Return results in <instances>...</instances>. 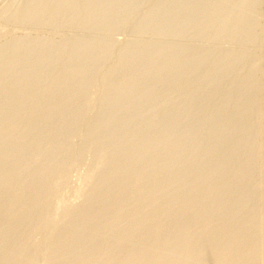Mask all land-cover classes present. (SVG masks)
I'll return each mask as SVG.
<instances>
[{"label":"rangeland","instance_id":"rangeland-1","mask_svg":"<svg viewBox=\"0 0 264 264\" xmlns=\"http://www.w3.org/2000/svg\"><path fill=\"white\" fill-rule=\"evenodd\" d=\"M48 1L0 0V36H2L0 37V62L4 60L3 62H1L2 64L0 63V108L2 109H0V135L2 134V140L0 139V171L12 168V166L21 158L24 160L25 164H28L32 156H37L39 157V160L44 163L45 161H47V158L52 159L56 155L55 159L57 157L58 158L56 160L52 159L54 160V164H56V161H60L61 163H67L69 160H71L68 162L69 164L67 163L68 167L66 166V168L63 169L65 170L64 172L62 169H56V172L59 171V174H56L58 176L60 175V177H63L60 181L61 184H59L63 185L62 183L64 179V182L67 186H59L58 184L56 185V187H54V193L52 189V191L50 192L51 194L48 193V195H43V198H45L46 201H49V206L47 205L44 209H41V213H38L37 215L39 219H37L36 217L33 220L34 222L31 223L33 224V227L36 226V228L39 227V225H42L40 231L44 230V232L39 231V233L33 235H36L35 237L29 235L28 237L26 234L25 236L22 234L25 230V226L27 225H25L24 227L23 224L16 226L17 228L12 231L13 233H10V237H13L15 241V247L14 250H12L13 254H10L11 256L7 254L6 256L5 254H0V264L2 262L9 261L13 255L19 252L20 248H25L27 245L28 247L26 248H29L30 246L33 247L34 244H37V242L39 244L38 246H41L43 250L46 249L45 247L48 246L45 250L46 253L44 254V251L42 250L43 253L42 251L39 252V254L37 253L36 255H34L33 258H31L28 263L47 264L49 262L50 250L60 244V242H63L62 239H59V236L61 237L62 231H64L65 228L67 229L68 217H70L72 213L75 212L77 209L83 210V208H86L88 206V203L86 202H89V199L91 198L84 195H80V192L84 190V193L86 194L88 191L96 187L95 182L87 184L84 183L85 174L88 173V170L95 163V160L97 159L95 157H97L98 153H100L101 150H107V147H109V145L114 144L115 142L117 144V142L120 141H122L120 143H123L124 146L120 144L115 148L116 150H108L109 161L111 163H114L118 161V159L122 156L127 157L128 160L131 161L132 165V169L129 172L130 178L138 175L141 172L140 169L142 168V165L144 166L145 171L148 169L150 171L148 170V172H144L145 178L143 183L139 185L140 187L138 185L128 184L127 178L122 179L121 183L119 184L121 185L123 182L122 186H124L125 190L128 191V193H130L133 188L134 192L132 190V194L126 193L124 195L117 196L114 198L113 202L107 203L98 208L97 214L99 213L98 216H100V218H103V216H106L108 214L107 212H109L112 204H120L123 201H127L128 204L129 201L130 203L135 204V208L132 209L130 212H127V210H120L119 212L112 215L113 217L110 216L106 218L104 224H102V228L104 230H102L103 232L107 233L110 229L109 227H111L113 223L120 219L123 221L125 216L128 217L129 220L133 219L132 221H135L136 219H138V217H142L143 215H149L148 210H144L139 206V203L142 198V196L140 195H143L142 193L144 191H148V189L157 190L158 188L160 189L163 184L166 185V183H171L175 187V189H180V193L176 190L178 194H176L175 197L171 198L172 202H174V204L178 206V208L177 210H175L177 213L175 212L174 214H172V216H167L168 218L166 217L167 219L165 220V222L168 223V225H166L167 228L164 229V232H161L162 234L159 233V236H162V239L160 238L161 240L172 238L176 242H187V240L190 239L189 235L179 234V231L181 230L179 224L180 222L184 221V216L188 213H192L193 210H197L198 212H200L201 209V212L205 213L206 211H208V215L205 218L206 223L207 220H209L216 214V210H218V207L220 206L221 208L223 207L222 209L226 213H224L223 216L220 217L221 220L219 219L221 227L219 226L217 229L215 228L216 231H211V233H207L206 236H209L211 234L216 237H222V234L224 233L223 230H225V228H233L232 230L228 231L227 235L225 236L228 242L227 240H225V246H220V249H223L222 247H225V253H230V250L233 253V247L235 245V242L233 241H244V245L247 246H243L244 248L241 247L242 250L244 249V252L240 257H238L239 259L241 258L240 260H242L241 262H243L241 264H246V262L247 264H264V247H262V245L264 246V213H262L264 211V193H262L264 192V5H262L264 4V0ZM28 27L30 29H28ZM66 27H68V29ZM5 32L7 35L3 34ZM72 50H74V52ZM38 52L40 56H38ZM74 54L76 56H73ZM40 66L41 68H39ZM57 70L58 72L56 73ZM124 73L127 74L125 75ZM10 74L11 76L9 77ZM12 74H14V76ZM55 76L59 78L57 79ZM38 86H40L41 88ZM42 86L44 87L42 88ZM4 89H6V91ZM15 93L16 95L13 96ZM41 93H43V95ZM50 94L52 95L49 96ZM61 95L63 98L61 97ZM34 105H36L37 107H34ZM40 105H42V108H39ZM25 108H29L28 111ZM56 114L58 117L56 116ZM255 116L257 118H255ZM32 119L34 122L32 121ZM40 124L42 126H40ZM76 125L77 127H75ZM69 131L71 132V134H69ZM33 132L35 133V135ZM16 134L18 137L16 136ZM146 134L148 136H146ZM127 140L128 142L126 144ZM66 141L67 143L65 144ZM4 142H6L7 144H4ZM36 142H38L37 146L36 144L34 146V143ZM1 143H3V145ZM18 147L20 150L18 149ZM62 147H64L65 150ZM8 152H10L11 155ZM70 154L73 157L69 156ZM61 155L65 157H62ZM239 158H241V161L239 160ZM1 159L3 160L1 161ZM165 159L168 161H166ZM167 162H170L171 165ZM192 163L196 166V168ZM40 165L36 166L37 169L41 168L42 165ZM201 168H208L207 170H209L211 174V177L208 176L205 177V179L203 177L199 179L200 181H203V184H201L202 182H199V180L197 181L198 174H200L202 170ZM216 169L219 171H217ZM80 171L81 174L83 173L82 175L80 174ZM158 171H160V173ZM28 172H30V174ZM34 172H36V168L34 169V171L24 170L23 176L25 177V179H31L33 177L32 174H34ZM65 173L67 176L65 175ZM217 173H222L223 177L220 176L219 179L216 178V175H218ZM156 174L159 176L158 178L156 177ZM195 175L196 178H194ZM228 175L230 176L228 177ZM147 178L153 180V184H151L149 182L150 180H148ZM214 178L216 179V181L218 180L222 183H220L222 188L216 189L209 195L204 194L206 197L205 200L208 199V202H206H212L210 206L207 205L205 201L202 204L196 203L189 197V192L186 188H178L180 187L179 181L185 182L186 180H188V182H186L191 183L189 184V190H193L199 188L200 185L208 184V182L213 184V181L215 180ZM65 180L69 182L67 183ZM145 180H147L146 183L148 182L146 185ZM253 181L255 183H253ZM126 182L127 184L125 185ZM194 182L199 183L196 185V183ZM11 184L13 188H17L19 187V184L21 186V180L15 179L12 181ZM38 184L42 185V182ZM38 184L35 186L39 188L40 186ZM7 187L8 186L5 181L1 182L0 193L4 192ZM138 188H140V191H137V194L136 190H138ZM259 188L262 190H260ZM182 189H185L186 192L182 193ZM105 190H107V185H102L100 187L101 193L99 196H101L105 192ZM67 193L68 195H66ZM55 194H57V197L55 196ZM37 197L38 196L33 197V199H39V197L41 198L42 195H39L38 198ZM50 197L53 201L50 200ZM59 197L61 199H65L60 200ZM0 198H2L0 199V202H2L3 197L1 195ZM209 198H211L212 200ZM169 200V197L156 198L153 204L158 206V204L162 205ZM62 201L63 203H61ZM237 201L239 202L237 203ZM214 202H216L217 204H214ZM27 205L29 206L30 202ZM55 208L58 211L54 210ZM48 210H50V212ZM189 210L190 212H188ZM56 211L59 214L62 213L60 214L61 216L58 213L55 216L54 213ZM226 211L231 212L229 214ZM104 212L106 213L104 214ZM7 214H9V212L6 213V216H8ZM64 214H66V217ZM136 214L138 216H136ZM40 215L44 216H42L44 220L40 219L42 218L40 217ZM189 215L191 214H188V216ZM54 216L56 218H54ZM189 217L194 216L191 215ZM38 220L41 222H39ZM46 221L48 222V224L46 223ZM32 224L30 225L32 226ZM62 224H64V226ZM236 224L239 226H242L243 224L245 225L240 228L239 226L237 227ZM172 225H174V227ZM178 225L180 228L179 230L175 228ZM52 226L54 228H52ZM78 226H80V230L86 229L88 227L87 225L81 222L77 224V230H79ZM89 226L91 227V225ZM47 230L48 233L46 232ZM172 230L174 231L172 232ZM175 230H177L178 235L176 234L177 232H175ZM102 231L99 234H92L93 237H90V239L93 238V240L91 239L92 241L98 243V246L97 248L90 247L88 249V252H86L88 257L86 259H89L88 261L92 259V262H88L86 260L83 264H110V260L105 254H107L109 252L108 250L112 248H110V244L107 241H109L110 238H112V240H119L121 238V233L117 231L113 235H111L112 237L110 236V238H108L109 236H107L106 233L105 235L107 237L104 236L102 234ZM1 233L0 236L3 235V232ZM142 234L143 233L137 234V237L135 236L132 240L134 250L128 252L126 255L123 254V257L127 261L133 262L137 259L136 254L141 253V251L138 250L141 248V246V250L143 251V253L149 252L154 249L161 241L158 240L159 236H156L157 239L155 237H152L149 239V241L147 240L146 242H144V234ZM48 235L51 236L49 237ZM55 235L58 238H56ZM180 236L186 237L184 238ZM47 237L51 239L50 242ZM52 238L54 239L52 240ZM103 239L105 242L102 241ZM156 240H158V242ZM101 244L107 247L105 248L104 246L103 248ZM92 249L94 250V254H96L95 256L94 254H90L92 253ZM198 249L199 248H197V250ZM76 251V249H74V251L72 252L69 251L67 253V257H65L68 258V256L70 257L71 255V257H74L78 253ZM189 252L190 250L188 248H186V250L184 251L185 254H188ZM97 256H101L102 258H98ZM104 256H106V259L104 258ZM93 258H95L96 260H93ZM207 259L209 262H211V264H228V261L226 260L228 259V257L220 258V252L217 251L209 255ZM32 260H35V262ZM163 261L165 262V260ZM18 263H16L15 261L11 262V264Z\"/></svg>","mask_w":264,"mask_h":264},{"label":"bare ground","instance_id":"bare-ground-1","mask_svg":"<svg viewBox=\"0 0 264 264\" xmlns=\"http://www.w3.org/2000/svg\"><path fill=\"white\" fill-rule=\"evenodd\" d=\"M48 1V0H47ZM53 1V0H52ZM56 1V0H55ZM79 1V0H78ZM137 1V0H136ZM250 1V0H249ZM43 2V1H42ZM54 2V1H53ZM52 2V3H53ZM59 2V1H58ZM69 2V1H68ZM87 2V1H86ZM143 2V1H142ZM185 2V1H184ZM230 2H232V1H230ZM244 2V1H243ZM248 2V1H247ZM260 2V1H259ZM48 3H49V1H48ZM154 3V2H153ZM173 3V2H172ZM200 3V2H199ZM238 3V2H237ZM59 4V3H58ZM148 4V3H147ZM228 4V3H227ZM260 4H262V3H260ZM259 4V5H260ZM48 5V4H47ZM61 5V4H60ZM87 5V4H86ZM242 5V4H241ZM262 5H264V4H262ZM30 6V5H29ZM34 6V5H33ZM53 6V5H52ZM57 6H59V5H57ZM109 6V5H108ZM202 6V5H201ZM12 7V6H11ZM73 7V6H72ZM95 7V6H94ZM112 7V6H111ZM129 7V6H128ZM167 7V6H166ZM204 7V6H203ZM260 7V6H259ZM4 8V7H3ZM54 8V7H53ZM65 8V7H64ZM63 8V9H64ZM228 8V7H227ZM232 8V7H231ZM236 8V7H235ZM245 8V7H244ZM262 8V7H261ZM49 9V8H48ZM110 9V8H109ZM109 9H107V10H109ZM138 9V8H137ZM144 9V8H143ZM160 9V8H159ZM168 9V8H167ZM171 9V8H170ZM208 9H209V7H208ZM233 9V8H232ZM237 9V8H236ZM62 10V9H61ZM66 10V9H65ZM88 10V9H87ZM112 10H115V9H112ZM163 10V9H162ZM197 10V9H196ZM212 10V9H211ZM60 11V10H59ZM67 11V10H66ZM70 11V10H69ZM170 11V10H169ZM175 11V10H174ZM182 11V10H181ZM261 11V10H260ZM56 12V11H55ZM207 12V11H206ZM224 12H225V10H224ZM237 12H238V10H237ZM246 12V11H245ZM252 12V11H251ZM11 13V12H10ZM43 13V12H42ZM53 13H54V11H53ZM72 13H73V11H72ZM121 13V12H120ZM139 13V12H138ZM154 13V12H153ZM194 13V12H193ZM82 14V13H81ZM97 14V13H96ZM123 14V13H122ZM131 14V13H130ZM152 14V13H151ZM184 14V13H183ZM213 14V13H212ZM237 14V13H236ZM244 14H246V13H244ZM3 15V14H2ZM8 15V14H7ZM6 15V16H7ZM9 15H12V14H9ZM51 15V14H50ZM54 15V14H53ZM59 15V14H58ZM72 15V14H71ZM101 15V14H100ZM125 15V14H124ZM256 15V14H255ZM188 16H190V15H188ZM194 16V15H193ZM213 16V15H212ZM257 16V15H256ZM262 16V15H261ZM42 17V16H41ZM58 17V16H57ZM61 17V16H60ZM159 17V16H158ZM203 17H204V15H203ZM108 18V17H107ZM120 18V17H119ZM231 18V17H230ZM243 18V17H242ZM259 18V17H258ZM7 19V18H6ZM13 19V18H12ZM36 19V18H35ZM61 19V18H60ZM66 19V18H65ZM153 19V18H152ZM205 19V18H204ZM238 19H239V17H238ZM37 20H38V18H37ZM37 20H35V21H37ZM56 20V19H55ZM67 20V19H66ZM69 20V19H68ZM170 20V19H169ZM243 20V19H242ZM254 20V19H253ZM261 20V19H260ZM11 21V20H10ZM57 21V20H56ZM70 21V20H69ZM72 21V20H71ZM78 21V20H77ZM76 21V22H77ZM97 21V20H96ZM126 21V20H125ZM149 21V20H148ZM13 22V21H12ZM73 22V21H72ZM113 22V21H112ZM123 22V21H122ZM155 22H156V20H155ZM5 23V22H4ZM22 23V22H21ZM20 23V24H21ZM24 23H26V22H24ZM41 23V22H40ZM106 23V22H105ZM251 23V22H250ZM9 24V23H8ZM11 24H13V23H11ZM57 24V23H56ZM67 24V23H66ZM98 24V23H97ZM110 24V23H109ZM132 24V23H131ZM167 24V23H166ZM6 25V24H5ZM76 25V24H75ZM82 25V24H81ZM227 25V24H226ZM241 25V24H240ZM247 25V24H246ZM20 26V25H19ZM37 26V25H36ZM39 26H40V24H39ZM63 26V25H62ZM208 26V25H207ZM248 26V25H247ZM30 27V26H29ZM28 27V29H30ZM21 28V27H20ZM39 28V27H38ZM67 29H68V27H66ZM75 28V27H74ZM242 28V27H241ZM2 29V28H1ZM17 29V28H16ZM98 29V28H97ZM146 29V28H145ZM198 29V28H197ZM203 29H205V28H203ZM226 29V28H225ZM4 30V29H3ZM43 30V29H42ZM77 30V29H76ZM79 30V29H78ZM115 30V29H114ZM118 30V29H117ZM176 30V29H175ZM202 30V29H201ZM214 30V29H213ZM236 30V29H235ZM241 30V29H240ZM259 30V29H258ZM264 30V29H263ZM21 31V30H20ZM46 31V30H45ZM57 31V30H56ZM62 31V30H61ZM68 31V30H67ZM94 31V30H93ZM150 31V30H149ZM183 31V30H182ZM186 31V30H185ZM12 32V31H11ZM119 32V31H118ZM175 32V31H174ZM2 33V32H1ZM14 33V32H13ZM92 33V32H91ZM3 34H6V32L5 33H3ZM51 34V33H50ZM49 34V35H50ZM84 34V33H83ZM94 34V33H93ZM148 34V33H147ZM174 34V33H173ZM261 34V33H260ZM7 35V34H6ZM19 35V34H18ZM48 35V36H49ZM170 35V34H169ZM202 35V34H201ZM204 35V34H203ZM13 36V35H12ZM111 36V35H110ZM150 36H151V34H150ZM0 37H2V36H0ZM45 37V36H44ZM128 37V36H127ZM167 37V36H166ZM185 37V36H184ZM80 38V37H79ZM109 38V37H108ZM223 38V37H222ZM227 38V37H226ZM263 38V37H262ZM39 39H41V38H39ZM111 39V38H110ZM132 39V38H131ZM259 39V38H258ZM10 40V39H9ZM8 40V41H9ZM32 40V39H31ZM34 40V39H33ZM36 40V39H35ZM58 40V39H57ZM66 40V39H65ZM107 40V39H106ZM148 40V39H147ZM250 40V39H249ZM14 41H15V39H14ZM20 42V41H19ZM22 42V41H21ZM28 42V41H27ZM36 42V41H35ZM53 42V41H52ZM56 42V41H55ZM86 42V41H85ZM105 42H107V41H105ZM38 43V42H37ZM66 43V42H65ZM82 43V42H81ZM92 43V42H91ZM97 43V42H96ZM20 44V43H19ZM27 44V43H26ZM54 44V43H53ZM172 44V43H171ZM211 44V43H210ZM229 44V43H228ZM9 45V44H8ZM13 45V44H12ZM24 45V44H23ZM58 45V44H57ZM68 45V44H67ZM71 45V44H70ZM75 45V44H74ZM162 45V44H161ZM217 45V44H216ZM15 46V45H14ZM55 46V45H54ZM72 46V45H71ZM94 46V45H93ZM109 46V45H108ZM141 46V45H140ZM236 46V45H235ZM13 47V46H12ZM31 47V46H30ZM97 47V46H96ZM146 47V46H145ZM148 47V46H147ZM163 47V46H162ZM223 47V46H222ZM5 48V47H4ZM22 48V47H21ZM33 48H35V47H33ZM44 48V47H43ZM94 48V47H93ZM124 48V47H123ZM251 48V47H250ZM19 49V48H18ZM32 49V48H31ZM40 49V48H39ZM125 49V48H124ZM240 49V48H239ZM9 50V49H8ZM13 50V49H12ZM38 50V49H37ZM88 50V49H87ZM130 50V49H129ZM174 50V49H173ZM16 51V50H15ZM18 51V50H17ZM67 51V50H66ZM71 51V50H70ZM73 52H74V50H72ZM85 51V50H84ZM94 51V50H93ZM231 51V50H230ZM251 51V50H250ZM61 52V51H60ZM63 52V51H62ZM103 52H104V50H103ZM135 52V51H134ZM18 53V52H17ZM23 53V52H22ZM28 53V52H27ZM171 53V52H170ZM215 53V52H214ZM33 54V53H32ZM37 54H39V52L37 53ZM72 54V53H71ZM84 54V53H83ZM61 55V54H60ZM141 55V54H140ZM174 55H176V54H174ZM219 55V54H218ZM38 56H40V54L38 55ZM45 56V55H44ZM63 56V55H62ZM73 56H76L75 54L73 55ZM80 56V55H79ZM94 56V55H93ZM36 57V56H35ZM85 57V56H84ZM87 57H89V56H87ZM149 57V56H148ZM157 57V56H156ZM202 57V56H201ZM218 57V56H217ZM251 57V56H250ZM249 57V58H250ZM29 58V57H28ZM32 58V57H31ZM40 58V57H39ZM62 58V57H61ZM74 58V57H73ZM116 58V57H115ZM4 59V58H3ZM2 59V60H3ZM16 59V58H15ZM212 59V58H211ZM214 59V58H213ZM229 59V58H228ZM262 59V58H261ZM14 60V59H13ZM57 60V59H56ZM55 60V61H56ZM129 60V59H128ZM209 60V59H208ZM4 61V60H3ZM3 61H1V62H3ZM11 61V60H10ZM16 61V60H15ZM18 61V60H17ZM50 61H51V59H50ZM75 61H77V60H75ZM96 61V60H95ZM152 61V60H151ZM194 61V60H193ZM201 61V60H200ZM205 61V60H204ZM257 61V60H256ZM0 62V63H1ZM34 62V61H33ZM86 62H88V61H86ZM94 62V61H93ZM104 62V61H103ZM107 62V61H106ZM180 62V61H179ZM23 63V62H22ZM21 63V64H22ZM208 63V62H207ZM231 63V62H230ZM257 63V62H256ZM2 64V63H1ZM0 64V65H1ZM4 64V63H3ZM181 64V63H180ZM227 64V63H226ZM40 65V64H39ZM105 65V64H104ZM238 65V64H237ZM31 66V65H30ZM43 66V65H42ZM89 66V65H88ZM95 66V65H94ZM115 66V65H114ZM130 66V65H129ZM1 67H3V66H1ZM5 67V66H4ZM21 67V66H20ZM29 67V66H28ZM66 67V66H65ZM137 67V66H136ZM241 67V66H240ZM263 67V66H262ZM10 68V67H9ZM14 68V67H13ZM39 68H41V66L39 67ZM90 68V67H89ZM114 68V67H113ZM210 68V67H209ZM6 69V68H5ZM4 69V70H5ZM71 69V68H70ZM78 69V68H77ZM86 69V68H85ZM107 69V68H106ZM14 70V69H13ZM35 70H36V68H35ZM55 70V69H54ZM53 70V71H54ZM61 70V69H60ZM226 70V69H225ZM261 70V69H260ZM11 71V70H10ZM49 71V70H48ZM51 71V70H50ZM70 71V70H69ZM88 71H89V69H88ZM174 71V70H173ZM18 72V71H17ZM25 72V71H24ZM28 72H30V71H28ZM58 72V70L56 71V73ZM139 72V71H138ZM208 72V71H207ZM240 72V71H239ZM238 72V73H239ZM7 73V72H6ZM21 73V72H20ZM19 73V74H20ZM55 73V72H54ZM53 73V74H54ZM70 73V72H69ZM79 73V72H78ZM106 73V72H105ZM115 73V72H114ZM128 73V72H127ZM126 73V74H127ZM233 73V72H232ZM252 73V72H251ZM261 73H263V72H261ZM14 74H15V72H14ZM14 74H12L13 76H14ZM52 74V75H53ZM62 74V73H61ZM64 74V73H63ZM82 74V73H81ZM125 74V73H124ZM125 74V75H126ZM141 74V73H140ZM161 74V73H160ZM8 75V74H7ZM6 75V76H7ZM22 75V74H21ZM45 75V74H44ZM51 75V74H50ZM58 75V74H57ZM72 75V74H71ZM75 75V74H74ZM89 75V74H88ZM113 75H115V74H113ZM219 75V74H218ZM235 75V74H234ZM11 76V74L9 75V77ZM12 76V77H13ZM18 76V75H17ZM42 76V75H41ZM65 76V75H64ZM63 76V77H64ZM66 76H67V74H66ZM91 76V75H90ZM193 76V75H192ZM246 76V75H245ZM248 76V75H247ZM260 76V75H259ZM11 77V78H12ZM16 77V76H15ZM14 77V78H15ZM43 77V76H42ZM46 77H48V76H46ZM56 77V76H55ZM81 77V76H80ZM115 77V76H114ZM184 77V76H183ZM187 77V76H186ZM201 77V76H200ZM10 78V79H11ZM18 78V77H17ZM44 78V77H43ZM43 78H41V79H43ZM57 78V77H56ZM59 78V77H58ZM57 78V79H58ZM62 78V77H61ZM72 78V77H71ZM77 78H78V75H77ZM116 78H118V77H116ZM24 79V78H23ZM40 79V80H41ZM250 79H252V78H250ZM37 80V79H36ZM53 80V79H52ZM51 80V81H52ZM56 80V79H55ZM67 80V79H66ZM98 80V79H97ZM189 80V79H188ZM261 80V79H260ZM1 81V80H0ZM50 81V82H51ZM114 81V80H113ZM148 81V80H147ZM228 81V80H227ZM233 81V80H232ZM262 81V80H261ZM49 82V81H48ZM54 82H56V81H54ZM59 82V81H58ZM71 82V81H70ZM195 82V81H194ZM237 82V81H236ZM60 83V82H59ZM72 83V82H71ZM89 83V82H88ZM100 83V82H99ZM116 83H118V82H116ZM179 83V82H178ZM254 83V82H253ZM260 83V82H259ZM153 84V83H152ZM211 84V83H210ZM235 84V83H234ZM36 85V84H35ZM49 85V84H48ZM47 85V86H48ZM95 85V84H94ZM143 85V84H142ZM261 85V84H260ZM2 86V85H1ZM8 86V85H7ZM10 86V85H9ZM46 86V85H45ZM51 86V85H50ZM54 86V85H53ZM99 86V85H98ZM224 86H225V84H224ZM224 86H222V87H224ZM3 87V86H2ZM36 87V86H35ZM38 87H40V86H38ZM44 86H42V88H43ZM68 87V86H67ZM67 87H65V88H67ZM70 87V86H69ZM90 87V86H89ZM145 87V86H144ZM193 87V86H192ZM227 87V86H226ZM1 88V87H0ZM5 88V87H4ZM20 88V87H19ZM33 88V87H32ZM41 88V87H40ZM50 88H52V87H50ZM54 88V87H53ZM58 88V87H57ZM163 88V87H162ZM251 88V87H250ZM264 88V87H263ZM6 89H7V87H6ZM6 89H4L5 91H6ZM8 89H10V88H8ZM14 89V88H13ZM89 89V88H88ZM3 90V89H2ZM39 90V89H38ZM48 90V89H47ZM50 90V89H49ZM143 90V89H142ZM262 90V89H261ZM1 91V90H0ZM41 91H43V90H41ZM87 91V90H86ZM89 91V90H88ZM247 91V90H246ZM2 92H4V91H2ZM13 92V91H12ZM15 92V91H14ZM60 92V91H59ZM58 92V93H59ZM63 92V91H62ZM94 92V91H93ZM25 93V92H24ZM44 93V92H43ZM43 93H41L42 95H43ZM110 93V92H109ZM130 93V92H129ZM137 93V92H136ZM259 93V92H258ZM30 94V93H29ZM55 94V93H54ZM63 94V93H62ZM65 94V93H64ZM87 94V93H86ZM85 94V95H86ZM97 94V93H96ZM127 94V93H126ZM183 94V93H182ZM221 94H222V92H221ZM4 95V94H3ZM10 95V94H9ZM8 95V96H9ZM13 95V94H12ZM16 95V93L13 95V96H15ZM22 95V94H21ZM52 94H50L49 96H51ZM58 95V94H57ZM98 95V94H97ZM152 95V94H151ZM156 95V94H155ZM229 95V94H228ZM263 95V94H262ZM25 96H26V94H25ZM34 96V95H33ZM47 96V95H46ZM55 96V95H54ZM84 96V95H83ZM100 96V95H99ZM102 96V95H101ZM122 96V95H121ZM129 96V95H128ZM143 96V95H142ZM16 97H18V96H16ZM15 97V98H16ZM44 97H45V95H44ZM48 97V96H47ZM58 97V96H57ZM61 97H62V95H61ZM73 97V96H72ZM10 98V97H9ZM12 98V97H11ZM21 98V97H20ZM23 98V97H22ZM33 98V97H32ZM60 98V97H59ZM63 98V97H62ZM84 98V97H83ZM95 98H97V97H95ZM132 98V97H131ZM144 98V97H143ZM157 98V97H156ZM180 98V97H179ZM199 98V97H198ZM253 98V97H252ZM14 99V98H13ZM12 99V100H13ZM25 99H26V97H25ZM24 99V100H25ZM55 99H57V98H55ZM105 99V98H104ZM116 99V98H115ZM127 99V98H126ZM135 99V98H134ZM11 100V99H10ZM15 100V99H14ZM35 100V99H34ZM53 100V99H52ZM64 100V99H63ZM62 100V101H63ZM66 100V99H65ZM77 100V99H76ZM120 100V99H119ZM157 100V99H156ZM19 101H20V99H19ZM59 101V100H58ZM84 101V100H83ZM86 101V100H85ZM90 101H91V99H90ZM112 101H114V100H112ZM141 101V100H140ZM155 101V100H154ZM225 101V100H224ZM12 102V101H11ZM27 102V101H26ZM48 102H49V100H48ZM54 102V101H53ZM52 102V103H53ZM57 102V101H56ZM60 102H61V100H60ZM74 102V101H73ZM96 102V101H95ZM108 102V101H107ZM111 102V101H110ZM136 102V101H135ZM142 102V101H141ZM13 103V102H12ZM24 103H25V101H24ZM32 103V102H31ZM75 103V102H74ZM93 103V102H92ZM101 103H103V102H101ZM115 103V102H114ZM140 103V102H139ZM185 103V102H184ZM201 103V102H200ZM9 104H10V102H9ZM34 104H35V102H34ZM58 104V103H57ZM73 104V103H72ZM96 104V103H95ZM121 104V103H120ZM130 104V103H129ZM164 104V103H163ZM175 104V103H174ZM230 104V103H229ZM239 104V103H238ZM28 105V104H27ZM29 105H30V103H29ZM44 105V104H43ZM111 105V104H110ZM187 105H189V104H187ZM210 105V104H209ZM2 106V105H1ZM14 106V105H13ZM12 106V107H13ZM36 105H34V107H35ZM42 105H40L39 106V108L41 107ZM53 106V105H52ZM59 106V105H58ZM73 106V105H72ZM91 106V105H90ZM113 106V105H112ZM197 106V105H196ZM10 107H11V105H10ZM24 107V106H23ZM30 107V106H29ZM37 107V106H36ZM57 107V106H56ZM86 107V106H85ZM111 107V106H110ZM156 107V106H155ZM169 107V106H168ZM250 107V106H249ZM42 108V107H41ZM47 108V107H46ZM55 108V107H54ZM93 108V107H92ZM97 108V107H96ZM104 108V107H103ZM138 108H139V106H138ZM170 108V107H169ZM1 109V108H0ZM13 109V108H12ZM18 109V108H17ZM25 109H27V111H28V109L29 108H25ZM117 109V108H116ZM129 109V108H128ZM179 109V108H178ZM2 110V109H1ZM43 110V109H42ZM53 110V109H52ZM68 110V109H67ZM107 110V109H106ZM130 110V109H129ZM140 110V109H139ZM213 110V109H212ZM231 110V109H230ZM257 110V109H256ZM255 110V111H256ZM14 111V110H13ZM46 111V110H45ZM61 111V110H60ZM75 111V110H74ZM92 111V110H91ZM149 111V110H148ZM203 111H204V109H203ZM19 112V111H18ZM31 112V111H30ZM67 112V111H66ZM181 112V111H180ZM233 112V111H232ZM241 112V111H240ZM260 112V111H259ZM3 113V112H2ZM9 113V112H8ZM16 113V112H15ZM25 113V112H24ZM29 113V112H28ZM27 113V114H28ZM54 113V112H53ZM69 113V112H68ZM91 113V112H90ZM132 113V112H131ZM192 113V112H191ZM227 113V112H226ZM234 113H235V111H234ZM19 114V113H18ZM72 114V113H71ZM124 114V113H123ZM168 114V113H167ZM189 114V113H188ZM260 114V113H259ZM26 115V114H25ZM67 115H69V114H67ZM90 115H92V114H90ZM114 115V114H113ZM223 115V114H222ZM245 115V114H244ZM45 116H46V114H45ZM56 116H57V114H56ZM111 116V115H110ZM199 116H200V114H199ZM207 116V115H206ZM230 116V115H229ZM236 116V115H235ZM258 116V115H257ZM25 117V116H24ZM27 117V116H26ZM42 117H44V116H42ZM58 117V116H57ZM78 117V116H77ZM134 117V116H133ZM135 117H136V115H135ZM178 117V116H177ZM213 117V116H212ZM249 117V116H248ZM259 117V116H258ZM20 118V117H19ZM60 118V117H59ZM66 118V117H65ZM72 118V117H71ZM200 118V117H199ZM209 118V117H208ZM254 118V117H253ZM255 118H257L256 116H255ZM254 118V119H255ZM263 118H264V115H263ZM44 119H46V118H44ZM50 119V118H49ZM81 119V118H80ZM125 119V118H124ZM224 119H225V117H224ZM3 120V119H2ZM25 120H28V119H25ZM25 120H24V122H25ZM56 120V119H55ZM54 120V121H55ZM68 120V119H67ZM83 120V119H82ZM150 120V119H149ZM248 120V119H247ZM13 121V120H12ZM32 121H33V119H32ZM38 121V120H37ZM59 121H60V119H59ZM193 121V120H192ZM191 121V122H192ZM232 121V120H231ZM235 121V120H234ZM233 121V122H234ZM34 122V121H33ZM32 122V123H33ZM50 122V121H49ZM53 122V121H52ZM93 122V121H92ZM171 122V121H170ZM22 123V122H21ZM63 123H64V121H63ZM71 123V122H70ZM126 123V122H125ZM137 123V122H136ZM172 123V122H171ZM201 123V122H200ZM246 123V122H245ZM28 124V123H27ZM34 124V123H33ZM80 124V123H79ZM132 124V123H131ZM196 124V123H195ZM234 124V123H233ZM24 125V124H23ZM26 125V124H25ZM44 125V124H43ZM64 125V124H63ZM78 125V124H77ZM77 125L75 126V127H77ZM84 125V124H83ZM95 125V124H94ZM219 125V124H218ZM249 125H250V123H249ZM9 126V125H8ZM34 126H36V125H34ZM40 126H42L41 124H40ZM169 126V125H168ZM258 126V125H257ZM6 127V126H5ZM20 127H21V125H20ZM23 127V126H22ZM156 127V126H155ZM154 127V128H155ZM197 127V126H196ZM201 127H203V126H201ZM241 127V126H240ZM253 127V126H252ZM26 128V127H25ZM31 128V127H30ZM40 128V127H39ZM49 128V127H48ZM47 128V129H48ZM56 128V127H55ZM71 128V127H70ZM95 128V127H94ZM98 128V127H97ZM191 128V127H190ZM229 128V127H228ZM231 128V127H230ZM46 129V130H47ZM51 129V128H50ZM73 129V128H72ZM79 129V128H78ZM87 129V128H86ZM144 129V128H143ZM192 129V128H191ZM190 129V130H191ZM236 129V128H235ZM21 130V129H20ZM31 130V129H30ZM34 130V129H33ZM56 130V129H55ZM129 130V129H128ZM167 130V129H166ZM184 130V129H183ZM197 130V129H196ZM208 130V129H207ZM213 130V129H212ZM7 131V130H6ZM19 131V130H18ZM22 131V130H21ZM176 131H178V130H176ZM201 131V130H200ZM258 131H260V130H258ZM35 132V131H34ZM33 132V133H34ZM40 132V131H39ZM48 132H50V131H48ZM70 132V131H69ZM75 132V131H74ZM123 132V131H122ZM170 132V131H169ZM185 132V131H184ZM222 132V131H221ZM246 132V131H245ZM15 133V132H14ZM17 133V132H16ZM22 133V132H21ZM25 133V132H24ZM36 133H38V132H36ZM63 133V132H62ZM78 133V132H77ZM112 133V132H111ZM128 133V132H127ZM176 133V132H175ZM232 133V132H231ZM235 133H237V132H235ZM4 134V133H3ZM27 134H29V133H27ZM40 134V133H39ZM53 134V133H52ZM69 134H71V132L69 133ZM169 134V133H168ZM173 134V133H172ZM185 134V133H184ZM187 134V133H186ZM207 134V133H206ZM205 134V135H206ZM216 134V133H215ZM24 135V134H23ZM34 135H35V133H34ZM61 135V134H60ZM98 135V134H97ZM123 135V134H122ZM125 135V134H124ZM156 135V134H155ZM200 135V134H199ZM208 135V134H207ZM223 135V134H222ZM256 135V134H255ZM13 136V135H12ZM16 136H17V134H16ZM20 136V135H19ZM25 136V135H24ZM23 136V137H24ZM29 136V135H28ZM53 136V135H52ZM72 136V135H71ZM146 136H148L147 134H146ZM175 136V135H174ZM189 136V135H188ZM204 136V135H203ZM260 136V135H259ZM18 137V136H17ZM22 137V136H21ZM80 137V136H79ZM215 137V136H214ZM2 138V134L0 135V139ZM64 138V137H63ZM86 138H87V136H86ZM92 138V137H91ZM141 138V137H140ZM156 138V137H155ZM165 138V137H164ZM207 138V137H206ZM20 139V138H19ZM28 139H30V138H28ZM107 139V138H106ZM121 139H123V138H121ZM153 139V138H152ZM174 139V138H173ZM193 139V138H192ZM204 139V138H203ZM214 139V138H213ZM220 139V138H219ZM2 140V139H1ZM21 140V139H20ZM23 140V139H22ZM32 140V139H31ZM79 140V139H78ZM126 140V139H125ZM141 140V139H140ZM180 140V139H179ZM199 140V139H198ZM223 140V139H222ZM248 140H249V138H248ZM86 141V140H85ZM105 141V140H104ZM131 141H132V139H131ZM238 141V140H237ZM7 142V141H6ZM6 142H4V144L6 143ZM15 142V141H14ZM13 142V143H14ZM29 142V141H28ZM60 142V141H59ZM82 142V141H81ZM89 142V141H88ZM106 142H107V140H106ZM120 142H122V141H120ZM120 142H117V144H116V142L114 143V144H116V145H114V144H111V145H109V147H107V150H101V152L100 153H98V155H97V157H95V158H97L96 160H95V163L91 166V168L88 170V173L87 174H85V179H84V183H91V182H95L96 183V187L95 188H93V189H91L90 191H88L86 194L84 193V190L82 191V192H80V195H84V196H87V197H89V198H91V199H89V202H86V203H88V206L86 207V208H83V210H76L75 212H73L72 213V215L70 216V217H68V219H67V224H68V226H67V229L65 228V230L64 231H62V234H61V237L59 236V239H62V241L63 242H60V244H58V243H56V244H58L57 246H55L54 248H52L51 250H50V259H49V262L47 263V264H83L84 263V261H88L89 259H86L87 257H88V255L86 254V252H88V249L90 248V247H94V248H97V246H98V243H95L94 241H92L93 240V238H91L90 239V237L92 236L93 237V235L92 234H99L102 230H103V226H102V224H104V222H105V220H106V218H108V217H110V216H112V215H114L115 213H117V212H119L120 210H127V212H130L132 209H134L135 208V204H132V203H130V201H129V204L127 203V201H123V202H121L120 204H112V206H111V208H110V210H109V212H107L108 214L106 215V216H103V218H100V216H98V214H97V210H98V208H100L101 206H103V205H105V204H107V203H110V202H113V200H114V198L115 197H117V196H120V195H124V194H126V193H128V191H126L125 190V188H124V186H122V184H123V182H122V184L120 185L119 183H121V181H122V179H124V178H127L128 179V184H133V185H141L142 183H143V181H144V172H148V170H146L145 171V168H144V166L142 165V168L140 169V173L138 174V175H136V176H134V177H129V172L131 171V169H132V165H131V161L130 160H128V158L127 157H125V156H122V157H120L119 159H118V161H116V162H114V163H111L110 161H109V152H108V150L109 151H111V149L113 150V149H115L117 146H119L120 144H122L123 145V143H120ZM127 142H128V140L126 141V144H127ZM140 142V141H139ZM150 142V141H149ZM188 142H189V140H188ZM243 142V141H242ZM263 142V141H262ZM16 143V142H15ZM24 143V142H23ZM37 143L38 142H36V143H34V146H35V144H36V146H37ZM39 143H42V142H39ZM61 143V142H60ZM67 143V141L65 142V144ZM80 143V142H79ZM167 143V142H166ZM213 143V142H212ZM215 143V142H214ZM223 143H225V142H223ZM228 143V142H227ZM236 143V142H235ZM2 145H3V143H1ZM7 144V143H6ZM55 144V143H54ZM84 144V143H83ZM106 144H108V143H106ZM110 144V143H109ZM184 144V143H183ZM188 144V143H187ZM211 144V143H210ZM238 144V143H237ZM15 145V144H14ZM61 145V144H60ZM75 145V144H74ZM181 145V144H180ZM186 145V144H185ZM201 145H202V142H201ZM219 145V144H218ZM230 145V144H229ZM233 145H234V143H233ZM250 145V144H249ZM5 146V145H4ZM9 146V145H8ZM11 146V145H10ZM16 146V145H15ZM39 146V145H38ZM72 146V145H71ZM94 146V145H93ZM124 146V145H123ZM135 146V145H134ZM147 146V145H146ZM154 146V145H153ZM252 146V145H251ZM263 146V145H262ZM20 147V146H19ZM19 147H18V149H19ZM184 147V146H183ZM221 147V146H220ZM246 147V146H245ZM42 148V147H41ZM60 148V147H59ZM58 148V149H59ZM62 148H64V147H62ZM61 148V149H62ZM101 148V147H100ZM138 148V147H137ZM192 148V147H191ZM199 148V147H198ZM249 148V147H248ZM53 149V148H52ZM67 149V148H66ZM73 149V148H72ZM143 149V148H142ZM214 149V148H213ZM232 149V148H231ZM20 150V149H19ZM24 150V149H23ZM39 150V149H38ZM64 150H65V148H64ZM116 150V149H115ZM193 150V149H192ZM215 150H217V149H215ZM220 150V149H219ZM259 150V149H258ZM8 151V150H7ZM40 151V150H39ZM49 151H50V149H49ZM54 151H57V150H54ZM71 151V150H70ZM128 151V150H127ZM176 151V150H175ZM214 151V150H213ZM234 151V150H233ZM11 152V151H10ZM10 152H8V153H10ZM67 152V151H66ZM73 152V151H72ZM76 152V151H75ZM173 152V151H172ZM215 152V151H214ZM246 152V151H245ZM258 152V151H257ZM61 153V152H60ZM92 153V152H91ZM96 153H97V150H96ZM120 153V152H119ZM118 153V154H119ZM179 153V152H178ZM203 153V152H202ZM260 153V152H259ZM263 153V152H262ZM5 154H7V153H5ZM24 154V153H23ZM35 154H36V151H35ZM34 154V155H35ZM54 154V153H53ZM174 154V153H173ZM188 154V153H187ZM191 154V153H190ZM198 154V153H197ZM216 154V153H215ZM240 154V153H239ZM244 154V153H243ZM2 155H3V152H2ZM10 155H11V153H10ZM67 155H68V153H67ZM75 155V154H74ZM77 155V154H76ZM130 155V154H129ZM226 155V154H225ZM62 156V155H61ZM69 156H72L71 154L69 155ZM78 156V155H77ZM120 156V155H119ZM150 156V155H149ZM220 156V155H219ZM5 157V156H4ZM23 157V156H22ZM53 157V156H52ZM55 157H56V155L54 156V158H52V159H54V160H56L55 159ZM62 157H65V156H62ZM67 157V156H66ZM73 157V156H72ZM174 157V156H173ZM175 157H176V155H175ZM205 157V156H204ZM207 157V156H206ZM224 157V156H223ZM233 157V156H232ZM246 157V156H245ZM262 157V156H261ZM44 158V157H43ZM135 158V157H134ZM172 158V157H171ZM179 158V157H178ZM187 158V157H186ZM185 158V159H186ZM190 158V157H189ZM192 158V157H191ZM226 158V157H225ZM230 158V157H229ZM4 159V158H3ZM3 159H1V161L3 160ZM26 159V158H25ZM52 159H49V158H47V161H45L44 163L43 162H41L40 160H39V157H37V156H32V158L29 160V162H28V164H25V162H24V160L21 158L20 160H18L13 166H12V168H9L8 170H1L0 171V183L1 182H6V184H7V189L4 191V192H1L0 193V195L3 197V201L2 202H0V231L1 232H3V235L2 236H0V254H5V256H6V254L7 255H12L13 254V251L12 250H14V244H15V241H14V239H13V237H10V233H13L12 231L15 229V228H17L16 226H18V225H22L23 224V227L25 226V225H27V226H25V230H24V232L22 233L24 236H25V234L28 236H33L34 234H36V233H39V231L41 230V226L42 225H39V227H37L36 228V226L35 227H33V224L31 223V222H34L33 220L37 217V215H38V213L40 214L41 212V209H44L45 208V206H47L49 203V201L47 200L46 201V199L45 198H43V195H48V193H50L51 191H52V189H53V193H54V187H56V185H58L59 183H60V181L62 180V176L60 177V175L58 176L56 173H58V172H56L57 170L56 169H65L66 168V166L68 167V162L69 161H71V160H69L67 163L65 162V163H61L60 161V163L59 162H57L56 161V164H54V160H52ZM62 159V158H61ZM60 159V160H61ZM74 159H75V157H74ZM79 159V158H78ZM167 159V158H166ZM165 159V160H166ZM174 159V158H173ZM172 159V160H173ZM214 159V158H213ZM219 159V158H218ZM241 158H239V160H240ZM15 160V159H14ZM68 160V159H67ZM66 160V161H67ZM220 160V159H219ZM229 160V159H228ZM85 161V160H84ZM87 161V160H86ZM159 161V160H158ZM166 161H168V160H166ZM166 161H163V162H166ZM238 161V160H237ZM241 161V160H240ZM253 161V160H252ZM230 162V161H229ZM247 162V161H246ZM58 163V164H57ZM168 164H170V162H167ZM179 163V162H178ZM238 163V162H237ZM243 163V162H242ZM42 166H41V165ZM78 164V163H77ZM159 164H160V162H159ZM174 164V163H173ZM177 164V163H176ZM191 164V163H190ZM193 164V163H192ZM220 164V163H219ZM223 164V163H222ZM37 165H40L41 166V168H39V169H37ZM73 165V164H72ZM90 165V164H89ZM155 165V164H154ZM171 165V164H170ZM194 165V164H193ZM71 166V165H70ZM77 166V165H76ZM146 166V165H145ZM156 166V165H155ZM195 166V165H194ZM231 166V165H230ZM245 166V165H244ZM10 167V166H9ZM185 167V166H184ZM36 168V172H34V174H32L33 175V177L31 178V179H25V177L23 176V174H24V170H28V171H30V170H32V171H34V169ZM72 168H73V166H72ZM195 168H196V166H195ZM224 168V167H223ZM232 168V167H231ZM247 168V167H246ZM2 169V168H1ZM68 169V168H67ZM70 169V168H69ZM75 169V168H74ZM74 169H71V170H74ZM154 169V168H153ZM152 169V170H153ZM166 169H168V168H166ZM187 169V168H186ZM202 169V168H201ZM208 169V168H207ZM207 169H202L201 170V172H200V174H198V178H197V181L200 179V178H204L205 179V177H211V174H210V172H209V170H207ZM215 169V168H214ZM219 169V168H218ZM242 169V168H241ZM217 170V169H216ZM65 170H63V172H64ZM150 171V170H149ZM217 171H219V170H217ZM250 171V170H249ZM62 172V171H61ZM159 173H160V171H158ZM225 172V171H224ZM29 174H30V172H28ZM84 173H86V172H84ZM162 173V172H161ZM186 173V172H185ZM231 173V172H230ZM59 174V173H58ZM80 174H81V171H80ZM83 174V173H82ZM81 174V175H82ZM152 174V173H151ZM218 174V173H217ZM226 174V173H225ZM228 174V173H227ZM64 175V174H63ZM65 175H66V173H65ZM64 175V176H65ZM157 175V174H156ZM216 175V174H215ZM255 175V174H254ZM26 176V175H25ZM29 176V175H28ZM67 176V175H66ZM68 176H69V173H68ZM84 176V175H83ZM165 176V175H164ZM223 177L222 176V173H219L218 175H216V178H218L219 179V177ZM230 175H228V177H229ZM5 177H6V180H5ZM30 177V176H29ZM82 177V176H81ZM157 178L159 177L158 175L156 176ZM156 177H154V178H156ZM182 177V176H181ZM181 177H178V178H181ZM213 177H215V176H213ZM259 177V176H258ZM260 177H261V175H260ZM66 178V177H65ZM72 178V177H71ZM177 178V179H178ZM194 178H196V175L194 176ZM15 179H19V180H21V186H20V184H19V187H17V188H13L11 185V183H12V181L13 180H15ZM83 179V178H82ZM148 179V178H147ZM207 179V178H206ZM215 179V178H214ZM248 179V178H247ZM250 179V178H249ZM252 179V178H251ZM148 180H150L149 182L151 183V184H153V180H151V179H148ZM155 180V179H154ZM66 181V180H65ZM146 181L147 180H145V185L148 183H146ZM187 182H188V180H186ZM182 182V181H179V184H180V187H178V188H182V187H184V188H186L187 189V191L189 192V197L192 199V200H194L196 203H198V204H202V203H204V201H205V203H207L208 201V199L207 200H205V195L206 194H210V193H212V192H214L216 189H218V188H222L221 187V182H219L218 180L216 181V179L213 181L214 183L213 184H211L210 182H208V184H206V185H200V187L199 188H196V189H191V190H189V184H191V183H187V182ZM216 181V182H215ZM251 181V180H250ZM255 181V180H254ZM253 181V183H255ZM40 182H42V185H40V184H38V183H40ZM67 182V181H66ZM69 182V181H68ZM67 182V183H68ZM199 182H202L201 184H203V181H200L199 180ZM199 182H194V183H196V185L199 183ZM65 182H64V179H63V185H60L59 184V186H67L66 185V183L64 184ZM221 183V184H220ZM249 183V182H248ZM248 183H246V184H248ZM251 183V182H250ZM39 185L40 187L38 188L37 186H35V185ZM127 184V182L125 183V185ZM193 184V183H192ZM205 184V183H204ZM226 184V183H225ZM241 184V183H240ZM5 185V184H4ZM102 185H107V190H105V192L101 195V196H99L100 195V187L102 186ZM120 185V186H119ZM164 185V184H163ZM162 185V187H160V189L158 188L157 190L156 189H154V190H149L148 189V191H144L142 194L143 195H140V196H142V198H141V201H140V203H139V206H140V208H142V209H144V210H148L149 211V215H143L142 217H138V219H136L135 221H132V220H129V218L128 217H126L125 216V218L123 219V221L121 220V222H120V220H118V221H116L115 223H113V225L111 226V227H109L110 229L108 230V232L106 233V232H103L102 234L104 235V236H106L105 235V233L107 234V236H109L108 238H110V236L111 235H113L115 232H120L121 233V238L119 239V240H112V238H110V240L109 241H107V242H109V244H110V248H112V249H110V250H108L109 252L107 253V254H105L106 256H107V258L110 260V264H211V262H209L208 261V259H207V257H209V255H211V254H213V252H220V258H227L228 257V259H226L227 261H228V264H241V263H243V262H241L242 260H240L238 257H240L242 254H243V250H242V248L241 247H243V246H247V245H244V241L243 242H240V241H236L235 239V241H233V242H235V245H234V251H233V253L231 252V250H230V253H228L227 251V253H225V247H222L223 249H220V246H225V244H224V242H225V240H227V238L225 237L226 235H227V232L228 231H230V230H232L230 227H228V228H225V230H223L224 231V235L222 234V237H216V236H214V235H209V236H206L207 235V233H211V231H216V229L220 226L221 227V223H220V220H221V218L220 217H222L223 216V214L225 213V211L219 206L218 207V210H216L217 212H216V214L213 216V217H211L209 220H207V222L205 223V218L207 217V215H208V211H206V213L205 212H201V209H200V212H198L197 210H193L192 211V213H188V214H191V215H193L194 217H189V216H191V215H189L188 216V214H186L184 217H185V219H184V221L183 222H180V227H181V230L179 231L180 233L179 234H185V235H189V237H190V239H188L187 240V242H184V243H180V242H176L175 240H173L172 238H168V239H165V240H161L162 238V236H159V233H163L164 232V229L165 228H167V226L166 225H168V223H166L165 222V220L168 218L167 216H172V214H174L176 211L175 210H177V208H178V206H176L175 204H174V202H172V200H171V198L172 197H175V195L176 194H178V192L180 193V189L178 190V189H175V187L170 183V184H168V183H166V185H164L163 186ZM252 185V184H251ZM220 186V187H219ZM248 186V185H247ZM246 186V187H247ZM259 186V185H258ZM140 187V186H139ZM196 187V186H195ZM256 187V186H255ZM63 188V187H62ZM243 188V187H242ZM65 189V188H64ZM63 189V190H64ZM128 189V188H127ZM140 188H138V190H136V192L138 191H140L139 190ZM142 189V188H141ZM245 189V188H244ZM255 189V188H254ZM260 189V188H259ZM262 189H263V187H262ZM262 189H260V190H262ZM133 190V192H134V188L132 189ZM131 190V191H132ZM178 192H177V191ZM222 190V189H221ZM256 190V189H255ZM65 191V190H64ZM130 191V193H128V194H132V192ZM138 192H137V194H138ZM181 192L183 193V192H186V190L185 189H182L181 190ZM218 192V191H217ZM234 192V191H233ZM240 192V191H239ZM258 192V191H257ZM262 193H264V192H262ZM51 194V193H50ZM61 194V193H60ZM59 194V195H60ZM64 194H65V192H64ZM205 194V195H204ZM250 194V193H249ZM39 195L41 196L42 195V197L40 198L39 197ZM57 194H55V196H56ZM66 195H68V193L66 194ZM221 195V194H220ZM234 195V194H233ZM236 195V194H235ZM256 195V194H255ZM36 196H38L39 197V199H33V197H36ZM127 196V195H126ZM223 196V195H222ZM239 196V195H238ZM257 196V195H256ZM37 197V198H38ZM54 197V196H53ZM57 197V196H56ZM56 197H55V200H56ZM65 197V196H64ZM67 197V196H66ZM78 197V196H77ZM164 198V197H169L170 198V200L169 201H167L166 203H164V204H162V205H160V204H158V206H156V205H154L153 203H154V200L156 199V198ZM177 197V196H176ZM208 197V196H207ZM217 197V196H216ZM220 197V196H219ZM245 197V196H244ZM253 197V196H252ZM60 198V197H59ZM68 198V197H67ZM92 198H94V199H92ZM218 198V197H217ZM216 198V199H217ZM236 198V197H235ZM258 198V197H257ZM263 198V197H262ZM0 199H2V198H0ZM54 199V198H53ZM65 199V198H64ZM64 199H61L60 198V200H64ZM178 199V198H177ZM176 199V200H177ZM209 199H211V198H209ZM245 199V198H244ZM255 199V198H254ZM261 199V198H260ZM32 200H34V201H32ZM50 200H52L51 199V197H50ZM59 200V199H58ZM79 200V199H78ZM128 200V199H127ZM190 200V199H189ZM212 200V199H211ZM236 200V199H235ZM53 201V200H52ZM136 201V200H135ZM207 201V202H206ZM220 201H221V198H220ZM227 201V200H226ZM229 201H230V199H229ZM241 201H242V199H241ZM249 201V200H248ZM29 202H30V205L28 206L27 204H29ZM60 202V201H59ZM218 202H219V200H218ZM239 201H237V203H238ZM245 202V201H244ZM61 203H63V201L61 202ZM65 203V202H64ZM70 203V202H69ZM68 203V204H69ZM73 203V202H72ZM216 202H214V204H215ZM226 203V202H225ZM236 203V204H237ZM247 203V202H246ZM54 204V203H53ZM60 204V203H59ZM66 204V203H65ZM197 204V205H198ZM210 204H212V202L210 201V203H207V205H209L210 206ZM217 204V203H216ZM240 204V203H239ZM250 204V203H249ZM252 204V203H251ZM75 205V204H74ZM160 205V206H159ZM206 205V206H207ZM49 206V205H48ZM63 206V205H62ZM67 206V205H66ZM202 206V205H201ZM201 206H199V207H201ZM204 206V205H203ZM214 206H216V205H214ZM225 206V205H224ZM235 206V205H234ZM58 207V206H57ZM56 207V208H57ZM189 207V206H188ZM198 207V206H197ZM213 207V206H212ZM211 207V208H212ZM228 207V206H227ZM232 207V206H231ZM244 207V206H243ZM246 207V206H245ZM54 209V210H57V209ZM59 208H62V207H59ZM67 208V207H66ZM195 208H196V206H195ZM205 208H207V207H205ZM230 208V207H229ZM237 208V207H236ZM250 208V207H249ZM50 209V208H49ZM68 209H70V208H68ZM190 209V208H189ZM215 209V208H214ZM240 209V208H239ZM46 210V209H45ZM138 210V209H137ZM199 210V209H198ZM208 210V209H207ZM235 210V209H234ZM255 210V209H254ZM260 210V209H259ZM258 210V211H259ZM47 211V210H46ZM45 211V212H46ZM49 212H50V210H48ZM58 211V210H57ZM55 212L54 214H55V216H56V214L58 213V212ZM257 211V210H256ZM9 212V214H7L8 216H6V213H8ZM61 212V211H60ZM126 212V211H125ZM150 212H151V215H150ZM188 212H190V210L188 211ZM226 212H228V211H226ZM231 212V211H230ZM230 212H228L229 214H230ZM252 212V211H251ZM106 212H104V214H105ZM177 213V212H176ZM181 213H182V211H181ZM234 213V212H233ZM245 213V212H244ZM257 213V212H256ZM262 213H264V211L262 212ZM46 214V213H45ZM44 214V215H45ZM59 214V213H58ZM60 214H62V213H60ZM59 214V215H60ZM103 214V213H102ZM138 214V213H137ZM136 214V216H138ZM209 214H210V211H209ZM226 214V213H225ZM1 215H3V216H1ZM65 215V217H66V214H64ZM122 215V214H121ZM176 215V214H175ZM228 215V214H227ZM43 216V215H42ZM41 215H40V217H42ZM47 216V215H46ZM54 216V218H56ZM61 216V215H60ZM102 216V215H101ZM128 216H130V215H128ZM189 218H188V217ZM246 216V215H245ZM6 217V218H5ZM44 217V216H43ZM43 217L42 218H40L41 220L43 219ZM113 217V216H112ZM167 217V218H166ZM187 217V218H186ZM229 217H230V215H229ZM233 217V216H232ZM1 218H2V220H1ZM46 218H48V217H46ZM58 218H59V216H58ZM57 218V219H58ZM260 218V217H259ZM37 219H39V217H37ZM53 219V218H52ZM220 219V220H219ZM44 220V219H43ZM63 220V219H62ZM65 220V219H64ZM39 221V220H38ZM37 221V222H38ZM53 221V220H52ZM55 221H56V219H55ZM180 221V220H179ZM39 222H41V221H39ZM43 222V221H42ZM54 222V221H53ZM63 222V221H62ZM79 222H81V223H84L85 225H87L88 227L87 228H89L90 226L89 225H91V227L89 228V229H81L80 230V226H78L79 228V230H77V224L79 223ZM242 222V221H241ZM246 222V221H245ZM32 224V226L30 225V224ZM44 223V222H43ZM46 223L48 224V222L46 221ZM65 223V222H64ZM172 223V222H171ZM261 223V222H260ZM176 224V223H175ZM174 224V225H175ZM181 224H183V225H181ZM239 224V223H238ZM242 224V223H241ZM240 224V225H241ZM253 224V223H252ZM50 225H51V223H50ZM56 225V224H55ZM58 225V224H57ZM63 226H64V224H62ZM61 225V226H62ZM83 225V224H82ZM174 225H172L173 227H174ZM179 225L178 226H176L175 228H177V230H179L180 228H179ZM237 225V224H236ZM235 225V226H236ZM245 224H243L242 226H244ZM224 226V225H223ZM239 225H237V227H238ZM242 226H239L240 228L242 227ZM21 227V226H20ZM22 227V228H23ZM226 227V226H225ZM234 227V226H233ZM49 228V227H48ZM52 228H54L53 226H52ZM57 228V227H56ZM171 228V227H170ZM216 228V229H215ZM249 228V227H248ZM105 229V228H104ZM173 229V228H172ZM224 229V228H223ZM237 229V228H236ZM235 229V230H236ZM252 229V228H251ZM258 229V228H257ZM45 230H46V227H45ZM49 230V229H48ZM48 230L46 231L47 233H48ZM59 230V229H58ZM107 230V229H106ZM177 230H175V232H177ZM234 230V231H235ZM238 230V229H237ZM244 230H245V227H244ZM259 230V229H258ZM60 231V230H59ZM58 231V232H59ZM174 230H172V232H173ZM240 231H242V230H240ZM256 231V230H255ZM264 231V230H263ZM0 232V233H1ZM17 232H19V231H17ZM21 232V231H20ZM40 232H44V230L43 231H40ZM45 232V233H46ZM169 232V231H168ZM222 232V231H221ZM220 232V233H221ZM141 233H143L144 234V242H146L147 240L149 241V239L150 238H152V237H155L156 238V236H159V239L158 240H161L159 243H158V245L154 248V249H152L151 251H149V252H144L143 253V251L141 250L142 249V246H141V248L140 249H138V250H140L141 251V253H137L136 255H137V259L135 260V261H133V262H130V261H127L124 257H123V254L124 255H126L128 252H130V251H132V250H134V248H133V245H132V240L134 239V237L136 236L137 237V234H141ZM161 233V234H162ZM219 233V232H218ZM233 233V232H232ZM237 233V232H236ZM259 233V232H258ZM2 234V233H1ZM0 234V235H1ZM17 234V233H16ZM21 234V235H22ZM52 234V233H51ZM118 234V233H117ZM142 234V235H143ZM168 234V233H167ZM177 235H178V232L176 233ZM204 234H205V236H204ZM235 234V233H234ZM238 234V233H237ZM241 234V233H240ZM239 234V235H240ZM252 234V233H251ZM250 234V235H251ZM22 235V236H23ZM59 235V234H58ZM141 235V236H142ZM174 235H175V233H174ZM245 235V234H244ZM28 236V237H29ZM36 236V235H35ZM35 236H33V237H35ZM41 236V235H40ZM45 236H46V234H45ZM49 236V235H48ZM51 236V235H50ZM49 236V237H50ZM103 236V237H104ZM106 236V237H107ZM168 236V235H167ZM219 236V235H218ZM55 237H56V235H55ZM112 237V236H111ZM174 237H176V236H174ZM173 237V238H174ZM180 237H184V236H180ZM186 237V236H185ZM184 237V238H185ZM32 238V237H31ZM48 238V237H47ZM56 238H58V237H56ZM98 238H100V237H98ZM108 238H107V240H108ZM161 238V239H160ZM226 238V239H225ZM260 238V237H259ZM262 238V237H261ZM49 239V242H50V238H48ZM54 238H52V240H53ZM58 239V240H59ZM141 239V238H140ZM157 239V238H156ZM240 239V238H239ZM249 239H251V238H249ZM253 239V238H252ZM95 240H97V239H95ZM142 240V239H141ZM158 240H156L157 242H158ZM185 240V239H184ZM237 240H238V237H237ZM241 240V239H240ZM18 241V240H17ZM21 241V240H20ZM39 241H40V239H39ZM42 241V240H41ZM103 242H105L104 241V239L102 240ZM135 241V240H134ZM142 241V242H143ZM186 241V240H185ZM256 241V240H255ZM29 242H31V241H29ZM46 242V241H45ZM44 242V243H45ZM48 242V243H49ZM54 242H55V240H54ZM98 242V241H97ZM227 242H228V240H227ZM247 242V241H246ZM257 242V241H256ZM17 243V242H16ZM28 243V242H27ZM33 243V242H32ZM47 243V242H46ZM100 243V242H99ZM232 243V242H231ZM230 243V244H231ZM248 243V242H247ZM25 244V243H24ZM40 244H41V242H40ZM151 244V243H150ZM222 244H224V245H222ZM233 244V243H232ZM246 244V243H245ZM264 244V243H263ZM23 245V244H22ZM27 245V244H26ZM30 245V244H29ZM39 244H38V242H37V244H34V246L33 247H29V248H26V247H28V245L25 247V248H20V250H19V252H17L15 255H13L12 256V258L9 260V261H5V262H2L1 264H11V262H13V261H15L16 263H21V264H26V263H28L30 260H31V258H33L34 257V255H36L37 253L39 254V252H41L43 249H42V247L41 246H38ZM48 245V244H47ZM100 245V244H99ZM102 245V244H101ZM136 245V244H135ZM140 245V244H139ZM143 245V244H142ZM155 245V244H154ZM253 245V244H252ZM103 246V245H102ZM105 246V245H104ZM104 246H103V248H104ZM138 246V245H137ZM250 246V245H249ZM261 246V245H260ZM16 247H17V244H16ZM48 247V246H47ZM47 247H45L46 249H47ZM50 247V246H49ZM52 247V246H51ZM107 246H105V248H106ZM145 247V246H144ZM259 247V246H258ZM262 247H264L263 245H262ZM102 248V247H101ZM186 248H188L189 250H190V252L188 253V254H185L184 253V251L186 250ZM197 248H199L198 250H197ZM244 248V247H243ZM246 248V247H245ZM248 248V247H247ZM46 249H44L43 251H44V254L46 253L45 252V250ZM48 249H50V248H48ZM74 249H76L77 251L76 252H78L74 257H69L68 256V258H66L67 257V253L70 251V252H72V251H74ZM106 250V249H105ZM137 250V249H136ZM260 250V249H259ZM43 251H42V253H43ZM104 251V250H103ZM102 251V252H103ZM255 251V250H254ZM253 251V252H254ZM41 253V254H42ZM101 253V252H100ZM247 253V252H246ZM250 253V252H249ZM261 253V252H260ZM41 254H40V256H41ZM90 254H94V250L92 249V253H90ZM245 254V253H244ZM10 255V256H11ZM43 255V254H42ZM96 254H94V256H95ZM45 256V255H44ZM44 256H43V258H44ZM49 256V255H48ZM66 256V257H65ZM106 256H104V258L106 257ZM134 256V255H133ZM245 256V255H244ZM249 256V255H248ZM247 256V257H248ZM264 256V255H263ZM63 257V258H62ZM98 258L99 257H101V256H97ZM1 258H3V257H1ZM6 258V257H5ZM38 258H39V256H38ZM97 258V259H98ZM102 258V257H101ZM7 259H8V257H7ZM24 259V260H23ZM36 259V258H35ZM106 259V258H105ZM42 260V259H41ZM92 260V259H91ZM90 260V261H91ZM93 260H96L95 258H93ZM163 260H165V262L163 261ZM213 260V259H212ZM32 261H34L35 262V260H32ZM90 261H88V262H90ZM106 261V260H105ZM45 262H46V260H45ZM92 262V261H91ZM98 262V261H97ZM96 262V263H97ZM219 262V261H218ZM18 263V264H19ZM99 263V262H98ZM106 263V262H105ZM216 263V262H215ZM29 264V263H28ZM34 264V263H33ZM91 264V263H90ZM246 264H247V262H246Z\"/></svg>","mask_w":264,"mask_h":264}]
</instances>
